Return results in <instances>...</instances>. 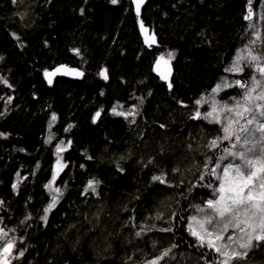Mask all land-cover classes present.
<instances>
[{
	"label": "trees",
	"instance_id": "obj_1",
	"mask_svg": "<svg viewBox=\"0 0 264 264\" xmlns=\"http://www.w3.org/2000/svg\"><path fill=\"white\" fill-rule=\"evenodd\" d=\"M141 22L157 46H145ZM256 32L264 40V0H149L140 16L131 0H0V228L11 264H221L188 224L231 143L209 147L223 125L195 102L227 74L246 83L247 69H225ZM161 56L171 88L155 70ZM60 64L83 79L46 84ZM241 93L223 88L219 99ZM53 175L59 193L46 187ZM246 253L232 264H264V242Z\"/></svg>",
	"mask_w": 264,
	"mask_h": 264
},
{
	"label": "snow or ice",
	"instance_id": "obj_2",
	"mask_svg": "<svg viewBox=\"0 0 264 264\" xmlns=\"http://www.w3.org/2000/svg\"><path fill=\"white\" fill-rule=\"evenodd\" d=\"M116 3L117 0H112ZM136 11L139 13L140 5L144 0H135ZM253 12L249 9L248 15L245 17L246 20L253 19ZM255 31V25H250ZM141 28L146 34L147 42L149 46L154 44L155 35L147 37V29L144 28L143 22H141ZM257 40L250 41V45H254L257 41L264 43V40L260 37L259 32H256ZM77 53L79 50H75ZM247 52V55L238 54L235 58L233 65L230 68L225 69L227 72H243L244 68L241 67L240 61L246 60L249 66L254 67L256 71L264 77V54H257L256 50L251 46H246L245 49L241 50V53ZM171 56V54H169ZM3 59V57H0ZM168 65L170 60H166L164 56H161L156 64V71L161 75L162 79H168V72L161 70V64ZM63 74H75L77 76H83L82 72L67 69L63 66L54 69L52 72H45V76L49 77L48 82L52 83V77L58 73ZM105 80L108 79L107 69H104L101 73ZM238 86L244 90L240 99L232 97L233 103L229 105L228 102H217L213 100L211 104V110L203 114V119L208 120L210 123L222 124V136H218L213 139L209 147L212 149L218 148L223 141H232L230 148L224 149L225 155L218 158V163L210 171V175L216 177L219 181L218 186L212 189L213 197L206 200L203 206L196 205L194 210L197 215H193L190 219L192 221L189 224V231L191 235L198 238L201 245L207 244L208 247L212 248L215 252L225 257L221 261V264H231L233 260L239 259L242 256H246V252L233 251L231 254L227 250L228 245L218 246L216 241L224 240L225 236L221 234L227 233L229 228L236 229L239 232H246L247 239L239 244V248L248 249L252 247L253 239L257 241H264V122L257 119L258 116L264 118V85L260 80H257L255 76L251 78V83H245L241 80H235L234 84H229L226 81L223 84H217L212 89L213 93H219L223 88H231ZM171 88V84H169ZM257 89L261 91L257 92ZM207 102L204 98L197 100L195 103L200 105ZM115 111V109L113 110ZM118 115L124 116L125 113L119 112ZM100 113H96V117H99ZM195 119L201 118V113L197 111L194 116ZM53 120L56 116L53 115ZM244 121L243 124L240 122ZM255 125V127H250ZM246 134L242 136L241 134ZM259 133V137L250 140L249 136H255ZM245 146L250 145L247 148V153H254L259 148V153L254 155L253 158H249L245 151H236L237 143H241ZM63 148H57V152L63 151ZM228 157H233L234 160H239V163L229 162L224 164L221 168L223 161L227 160ZM58 168L62 170L63 165L58 161ZM217 169H220L218 172ZM19 175V174H18ZM58 175V173H57ZM154 180L163 181L161 176L153 177ZM203 179V176L201 177ZM56 180V175H53L52 181L46 186L50 191L56 193L60 192L59 188H54L53 185ZM98 181H89L88 188L95 192V185ZM14 185L13 187H16ZM212 187V185H208ZM58 202V198L53 196L52 203L49 204L46 212L51 211ZM3 203V201H0ZM41 219L47 220L45 215ZM220 228V231H217ZM164 231H167L165 229ZM140 235V233H137ZM0 239L4 240V244L0 247V264H11L9 257L12 255L15 247L13 241L8 238V233L0 228ZM228 239L232 237L229 235ZM170 251V249L168 250ZM168 251L163 255L167 256ZM23 252L19 253L23 256ZM163 259V256L158 257L148 264H159V260Z\"/></svg>",
	"mask_w": 264,
	"mask_h": 264
},
{
	"label": "rangeland",
	"instance_id": "obj_3",
	"mask_svg": "<svg viewBox=\"0 0 264 264\" xmlns=\"http://www.w3.org/2000/svg\"><path fill=\"white\" fill-rule=\"evenodd\" d=\"M246 46H251L252 48H254L255 50H257V51H256L257 54H261V53H260L259 46L257 47V45H255V44H254V45H250V42H249V41H244V42L240 45V48L238 49V51L235 53V55H234V57H233V60H232V65H233V62H234V60H235V58L237 57L238 54L247 55V52H246V51H245L244 53H241V50H242V49H245ZM161 65H163V66H165V67H168V65H165V64H163V63H162ZM240 65H241V67H243V68H245V69L248 70V75H247V77H246V80H247L246 83H251V78H252L253 76H255L256 79H257V80H260L261 83H262V85H264V77H262V76L260 75V73L254 69V67L249 66V64H248V62H247L246 60H241V61H240ZM225 81H226L227 83H229V84H234V80H233V78L231 77L230 74H227L226 76H224V77L222 78V82H221V84H223ZM225 89H227V88H225ZM243 91H244V90H242V92H243ZM259 91H261V89H257V92H259ZM219 93H220V92H219ZM219 93H213V92H211L208 96H206V97L204 98L207 102L202 103V104L199 105L200 107L204 108L205 113L211 110V104H212L213 100H215V101H217V102H220V103H223V102H221V100L219 99ZM241 95H242V93H241ZM240 97H241V96H240ZM232 103H233V101L230 102L229 105H231ZM256 115H257V119H258V120H261V122H264V118L259 117V116H258V113H257ZM240 123L243 124L244 121H241ZM250 127H255V125H252V126H250ZM241 135L244 136V135H246V134H243V133H242ZM259 135H260L259 133H256L255 136H249L248 138H249L250 140H253V142H254L255 139H257V138L259 137ZM229 142H230L231 144H232V143H236V141H235L234 139H233L232 141H229ZM231 144H230V146H231ZM248 147H250V145L245 146V145H243L242 142H241V143H237V147H236L235 150H236V151H245V152L247 153V148H248ZM226 148H229V147H225L224 149H226ZM258 150H259V148L257 147V149H256L255 152H257ZM255 152H254V153H247V154H248V157H249L250 159L253 158L254 155L258 154V153H255ZM224 155H225V152H224V150H223L222 156H224ZM58 161H59V163H60L61 165H63V161H62V158H61V157H59V158L57 159V163H58ZM229 162H236V163H239V160H234L233 157H228V159L225 160V161H223V163L221 164V168L224 166V164H227V163H229ZM56 170H57V172L60 170V168H58V164H57V166H56ZM217 171L219 172L220 169H217ZM215 180H216V183H217V186H218L219 181H218L217 179H215ZM54 186H55V185H53V187H54ZM212 197H213V194H212ZM193 215H197L196 211L194 212ZM193 215H192V216H193ZM191 223H192V221H191V219H190V220H189V224H191ZM189 224H188V227H189ZM217 231L219 232V231H220V228H217ZM190 233H191V232H190ZM221 234L225 236L224 240H222V241H216V243H217L218 246L228 245L227 250L229 251L230 254H231L233 251H237V252H241V253H243V252H247V251H249V250H251V249L258 248V243H260V242H264V241H257V240H255V239H253V241H252V247H251V248H248V249H242V248H239V244H240L241 242H243L244 240L247 239V233H246V232L242 233V232H239V231L236 230V229L229 228V229L227 230V233H226V234L223 233V232H221ZM229 235L232 237L231 240L228 239V236H229ZM192 236H193V235H192ZM193 237L196 239L197 243H198L201 247H205V248L212 249V248L208 247L207 244H203V245H201V243L199 242L198 238L195 237V236H193ZM3 243H4V242H3ZM2 246H3V244H1V242H0V247H2ZM216 253H217V252H216ZM217 254H219V253H217ZM11 256H13V252H12V255H11ZM11 256L9 257V260L12 262ZM219 256L221 257V261H222L223 259H225V257L221 256L220 254H219ZM236 260H238V259H236ZM236 260H235V261H236ZM231 264H232V262H231Z\"/></svg>",
	"mask_w": 264,
	"mask_h": 264
},
{
	"label": "water",
	"instance_id": "obj_4",
	"mask_svg": "<svg viewBox=\"0 0 264 264\" xmlns=\"http://www.w3.org/2000/svg\"><path fill=\"white\" fill-rule=\"evenodd\" d=\"M148 2H149V0H144V2L140 5V11H139V13H137V11H136V2H135V0H131V4H132V6H133L134 13H135L137 16H140V15H141V11H142V9L148 4ZM141 34H142V37H143V39H144V44H145L146 47L151 48V47H155V46H157L158 42H157V39H156V38H155V41H156V42H155L154 44H151V46H149V43L147 42L146 34H145V32H144L143 30H142ZM151 36H152V35L149 33V31H147V37H151ZM62 66H63L64 68H67V69H73V70H76V71L82 72V73H83V76H77V75H75V74H63V71H62L61 73H58L57 75H55L54 77L51 78V79H52V83L50 84V83L48 82L49 77L45 76V74H44V81L46 82V84H48V85H52V84L54 83V81H55L56 79H58V78H64V79L71 80V81H81V80L83 79V77H84V72H83L81 69H79V68H77V67H72V66L67 65V64H60V65H57V66H55L54 68H52L51 70H49V71H47V72H52V71H54V69H56V68H60V67H62ZM155 69H156V66H155ZM161 70H162V71H167V72H168V79H167V80L163 79V80H164V81L166 82V84L169 86V84L171 83V79H170V71H169V69H168L167 67H165V66H163V65H161ZM156 73L161 77V75H160V73H159L158 71H156ZM97 118H98V117L95 118V121L97 120Z\"/></svg>",
	"mask_w": 264,
	"mask_h": 264
}]
</instances>
